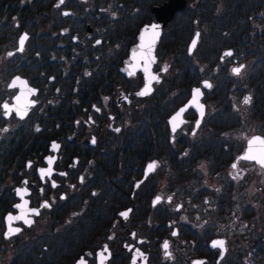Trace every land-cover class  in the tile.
Wrapping results in <instances>:
<instances>
[{"label": "flooded vegetation", "instance_id": "1", "mask_svg": "<svg viewBox=\"0 0 264 264\" xmlns=\"http://www.w3.org/2000/svg\"><path fill=\"white\" fill-rule=\"evenodd\" d=\"M164 1L0 0V264H264V168L241 159L264 128L235 136L250 114L264 121L250 57L230 45L209 56L206 44L198 79L176 95L197 59L194 29L187 58L168 29L186 0L154 47L158 81L138 96L144 73L124 60ZM203 78L201 104L181 109Z\"/></svg>", "mask_w": 264, "mask_h": 264}, {"label": "trees", "instance_id": "2", "mask_svg": "<svg viewBox=\"0 0 264 264\" xmlns=\"http://www.w3.org/2000/svg\"><path fill=\"white\" fill-rule=\"evenodd\" d=\"M191 3L177 12L170 20L168 29L174 33L176 48L184 53V44L192 30L198 26L200 35L193 53L197 59L191 60L190 72H185L182 77L181 95L186 92L189 84L198 79V63L202 59L203 46L209 47L208 54L215 55L216 51L224 45L245 47L242 51L244 57H250L247 67L246 82L257 104L260 105L258 114L264 116V0H190ZM260 14V15H259ZM253 17H258L257 25L252 23ZM226 28L229 32L220 34V30ZM249 29L255 30L253 34ZM207 31L209 34H207ZM235 33V34H234ZM167 42L165 38L162 39ZM208 40V43L204 41ZM242 40L246 43L243 44ZM184 56V55H183ZM187 58V54H185ZM181 62H185L182 60ZM198 62V63H197ZM219 93V86L214 84Z\"/></svg>", "mask_w": 264, "mask_h": 264}, {"label": "water", "instance_id": "3", "mask_svg": "<svg viewBox=\"0 0 264 264\" xmlns=\"http://www.w3.org/2000/svg\"><path fill=\"white\" fill-rule=\"evenodd\" d=\"M185 2L186 0H166L159 5H153L152 9L155 13L156 20L150 23L143 24L139 28V31L137 33V39L130 44L129 53L127 57L125 58L124 63L126 67L131 66V67L141 68L145 76L144 87L146 86L150 87L151 77L154 74L153 70L151 69V64L155 58L154 47L158 42L162 26L173 15L176 9L184 6ZM153 25L156 26L155 29H153L152 27ZM198 38H199V28L196 27L186 45V51L188 53H191L193 51V49L196 46ZM194 43H195V46H193ZM140 59H142L143 62L140 63L139 62ZM244 63L245 61L235 63L233 69L237 67H241V66L243 67ZM205 83L210 84V80L207 78H203L200 84H195L191 86L190 95L187 98V100L180 106L181 109H183L185 106H188V105L201 104V101H200L201 95L196 96L194 90L200 89L202 93L201 85L203 84L205 86ZM245 99L242 100V102H244ZM253 137L264 138V135L260 133L251 134L249 138L246 140V145L242 153L243 156L247 153L248 141ZM260 147H264V146H261L258 143L253 145L254 149H259Z\"/></svg>", "mask_w": 264, "mask_h": 264}, {"label": "snow or ice", "instance_id": "4", "mask_svg": "<svg viewBox=\"0 0 264 264\" xmlns=\"http://www.w3.org/2000/svg\"><path fill=\"white\" fill-rule=\"evenodd\" d=\"M63 2H64V0H60V3H63ZM65 15H68V13H65ZM152 27H153V29L156 28L155 25H153ZM26 39H27V36H26V35L20 39V41H19L20 49H19V50H23L24 42H25ZM96 43L99 44L100 41L97 40ZM193 46H195V43L193 44ZM8 55L11 56V55H13V53H9ZM224 55H225V56H232L233 53L229 51V52H226ZM241 67H242V66H241ZM241 67L234 68V69H233V73L236 74V75H239L240 72H241ZM165 70H166V69H165ZM151 80H156V81H158V77H157V76H152V77H151ZM205 87L210 88L211 85L205 83ZM150 91H151V88L148 87V86H146V88H145L144 90L138 92L137 95H138V96H145V95H147ZM194 91H195V95H196V96H199V95L202 94L201 91H200V89H196V90H194ZM250 102H251V98H250V97L246 98L245 101H244L245 104H248V103H250ZM3 108L5 109L6 113L11 111V109L9 108V105H7V104L3 105ZM182 111H183V110H182ZM200 114H201V116L204 115V112H203V106H202V105L200 106ZM20 115L23 116L24 113H20ZM196 126H197V127L200 126V122H199V121H197ZM174 130H175V129H174ZM117 131H118V129H117ZM193 134H195V133H193ZM93 143H95V140H93ZM257 143H258L259 145H261V146H264V138H260V137H253V138H251V139L248 141V150H247V153H246L243 157H241V159H246V160H249V161H255V162H256L261 168H264V147H260L259 149H254V148H253V145H255V144H257ZM58 147H59L58 145L53 144V148H54V149H55V148H58ZM51 163H52V158H49V164H51ZM154 166H155V165H150L149 167H150V169H151V168H153ZM232 167L235 169V168L237 167V165H236V164H233ZM49 172H50V169H49ZM41 174H42V176H43V175L45 174V170L41 169ZM61 175H63V173H61ZM234 179H235V177H234ZM55 186H56L55 183H53V187H55ZM17 191H18V194H19L20 190H17ZM157 200H159V198H157ZM25 203H26V202H25ZM16 207H20V205H16ZM42 207H49V205H48L47 203H45L44 205H42ZM33 211H34L37 215L39 214L38 210H33ZM121 215L127 217V213H122ZM7 219H8L9 221H12V220L25 219V218H24V216H22V215H21V216H15V217H13L12 215H9ZM25 223L30 224L31 221H30V220H25ZM19 231H20L19 228L10 229V233H12V234H14V233H18ZM173 235H176V233L174 232ZM163 247H164V249H165V251H166V255H167L169 258H171V253L167 252V249H168V244H167V242H165V244L163 245ZM212 247H213V248H219V249L221 250V253H223V251L225 250V241H223V240L213 241V243H212ZM104 251L107 252V248H105ZM101 255L103 256V253H101ZM141 255H142V254H141ZM79 264H84V261L81 260V261L79 262ZM133 264H135V260L133 261ZM193 264H204V262H203V261H194Z\"/></svg>", "mask_w": 264, "mask_h": 264}, {"label": "rangeland", "instance_id": "5", "mask_svg": "<svg viewBox=\"0 0 264 264\" xmlns=\"http://www.w3.org/2000/svg\"><path fill=\"white\" fill-rule=\"evenodd\" d=\"M261 14L264 12L263 10H260L259 11ZM260 15V14H259ZM252 23L253 24H258V23H260L259 22V18L258 17H253V19H252ZM166 58L167 57H161V59L159 60V62H163V61H166ZM251 116H247L248 118H247V123H244V124H242L241 126H239L237 129H236V131H235V136H239V137H241L242 136V134L245 132V130L244 129H246V131H248V129H249V126H253V125H255L256 127H261V128H264V121L263 120H261V119H259L257 116H255V115H252V114H250Z\"/></svg>", "mask_w": 264, "mask_h": 264}]
</instances>
